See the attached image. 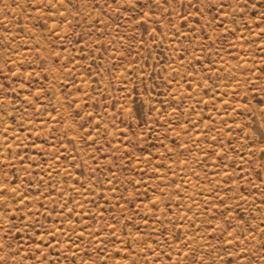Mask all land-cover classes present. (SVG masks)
<instances>
[{
	"label": "rangeland",
	"instance_id": "rangeland-1",
	"mask_svg": "<svg viewBox=\"0 0 264 264\" xmlns=\"http://www.w3.org/2000/svg\"><path fill=\"white\" fill-rule=\"evenodd\" d=\"M0 188V264H264V0H0Z\"/></svg>",
	"mask_w": 264,
	"mask_h": 264
},
{
	"label": "snow or ice",
	"instance_id": "snow-or-ice-1",
	"mask_svg": "<svg viewBox=\"0 0 264 264\" xmlns=\"http://www.w3.org/2000/svg\"><path fill=\"white\" fill-rule=\"evenodd\" d=\"M156 2L157 3H159L160 2V0H156ZM197 2H200V0H197ZM164 3L165 4H167L168 3V0H164ZM221 7H223V5H221ZM197 11H199V9H197ZM221 27H223V22H221ZM4 189H2V188H0V195H3L4 194ZM49 234H51V235H55V233H49ZM49 246H51V245H49ZM38 247H39V245H38ZM3 248V245H0V249H2ZM3 258L2 257H0V260H2Z\"/></svg>",
	"mask_w": 264,
	"mask_h": 264
}]
</instances>
